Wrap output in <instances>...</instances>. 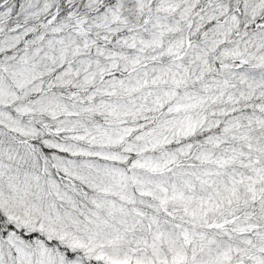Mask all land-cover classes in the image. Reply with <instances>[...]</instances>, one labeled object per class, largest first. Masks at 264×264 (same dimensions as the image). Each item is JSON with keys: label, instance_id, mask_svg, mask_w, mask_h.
Segmentation results:
<instances>
[{"label": "snow or ice", "instance_id": "6c2138e0", "mask_svg": "<svg viewBox=\"0 0 264 264\" xmlns=\"http://www.w3.org/2000/svg\"><path fill=\"white\" fill-rule=\"evenodd\" d=\"M0 264H264V0H0Z\"/></svg>", "mask_w": 264, "mask_h": 264}]
</instances>
